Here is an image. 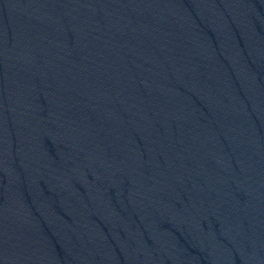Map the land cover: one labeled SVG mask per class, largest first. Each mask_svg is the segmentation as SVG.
Listing matches in <instances>:
<instances>
[{
  "label": "water",
  "instance_id": "95a60500",
  "mask_svg": "<svg viewBox=\"0 0 264 264\" xmlns=\"http://www.w3.org/2000/svg\"><path fill=\"white\" fill-rule=\"evenodd\" d=\"M0 264H264V0H0Z\"/></svg>",
  "mask_w": 264,
  "mask_h": 264
}]
</instances>
